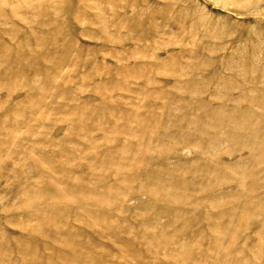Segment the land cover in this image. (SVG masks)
Listing matches in <instances>:
<instances>
[{"label": "rangeland", "instance_id": "1", "mask_svg": "<svg viewBox=\"0 0 264 264\" xmlns=\"http://www.w3.org/2000/svg\"><path fill=\"white\" fill-rule=\"evenodd\" d=\"M0 264H264V0H0Z\"/></svg>", "mask_w": 264, "mask_h": 264}]
</instances>
